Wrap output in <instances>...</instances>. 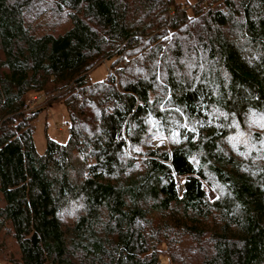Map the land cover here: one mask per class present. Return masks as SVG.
I'll return each mask as SVG.
<instances>
[{
    "label": "trees",
    "instance_id": "16d2710c",
    "mask_svg": "<svg viewBox=\"0 0 264 264\" xmlns=\"http://www.w3.org/2000/svg\"><path fill=\"white\" fill-rule=\"evenodd\" d=\"M195 6L179 14L176 0H0L6 264H264V0ZM54 16L68 27L39 32ZM125 55L130 67L89 80L98 62L112 68ZM29 92L64 107L85 167L56 194L45 168L61 167L62 148L45 136L36 152ZM159 105L197 121V133L143 147L145 119L172 130ZM250 117L260 131H249ZM241 128L254 147L247 156L226 145Z\"/></svg>",
    "mask_w": 264,
    "mask_h": 264
},
{
    "label": "rangeland",
    "instance_id": "374dc122",
    "mask_svg": "<svg viewBox=\"0 0 264 264\" xmlns=\"http://www.w3.org/2000/svg\"><path fill=\"white\" fill-rule=\"evenodd\" d=\"M196 1L198 0H176L177 7L180 8L178 13L180 14V12L183 9L185 13H188L189 8L196 7L195 6ZM35 13L36 12H34V14ZM38 25L40 26L39 32H43L44 30H47L46 26L50 28H54V32H62L68 27L67 21L61 16H54L52 18L49 17L41 18L38 22ZM130 60L131 57H127L125 55L122 57L121 62L116 63L112 68L110 66L109 61L102 60L98 62L94 66V68L89 72V80L91 82L100 81L105 78L106 74H108L110 70L112 72H115L117 70L126 68V66L130 67L129 64ZM27 99H28L27 102L29 103V106L27 108L28 111L29 110L36 111L37 114L35 120L32 122L34 127L33 143L36 152L40 155L43 153L45 146V136L53 141L58 142V145L62 148L63 157L62 159H59L61 167L59 168L51 165H46L45 168L46 169L45 173L48 179H50L53 182L52 192L53 194H56L59 182L62 178H65L67 182L71 185L77 184L81 180L85 167L83 165L81 158L77 156V154L74 153V151L72 150V144L67 141L66 113L64 107L59 103L49 104L46 101L47 98H45L41 94H35L33 92H29L27 94ZM158 112L163 114L164 112H166L165 115L168 116V119H170L168 122H170V125L172 124V130L163 129V126H161V124H159L157 121H154L153 119L150 120L145 119L146 121L144 123L147 124L146 125L147 128H149V131H151L152 133H150V137H146V142L144 143V145H142L143 147H148L150 149L163 147L164 149H168L170 146V142L171 144H174L176 141L179 142L180 139L178 136L179 131L182 132L184 131L183 133H185L186 131H190V132L193 131L194 133L196 129L199 128L197 121H194L192 119L191 121H187L185 115L182 114L181 112L180 113L177 112L175 115H173L172 114L173 111H170L169 108L165 105H159ZM176 119L177 120L179 119L181 123L175 124L177 122ZM247 121H248L247 125L251 128L249 131H252L254 129L256 130V128H261V125L258 123V121L254 120L252 117L248 118ZM256 131H260V130H256ZM239 133L240 135H235L233 136L232 139L229 138L227 140L226 145L230 149H234V146H236V144L241 145V149L245 150V153L243 155L247 156L248 152H250V150H252L254 147L248 145V141L245 138L246 133L242 128L239 131ZM195 140H198L197 135ZM258 144L260 150H264V141ZM240 160L244 162H249L246 161L247 160L246 157L240 156L239 161ZM205 176H208L207 173H205ZM177 182L179 183V179H177ZM215 185L218 186L217 184ZM178 188L180 190V186H178ZM222 193H224L223 189H222ZM208 194L210 197H213L211 191H208ZM65 198L62 201L64 202L63 205L65 204V200H66ZM4 240L6 246L1 247L0 250L4 251V255H6V253L7 254L13 253V247L11 246V242L9 241V239H7L6 237L4 238ZM0 264H6V263L0 259Z\"/></svg>",
    "mask_w": 264,
    "mask_h": 264
},
{
    "label": "built area",
    "instance_id": "2783aa9c",
    "mask_svg": "<svg viewBox=\"0 0 264 264\" xmlns=\"http://www.w3.org/2000/svg\"><path fill=\"white\" fill-rule=\"evenodd\" d=\"M110 72H111V70H110ZM110 72H109V73H110Z\"/></svg>",
    "mask_w": 264,
    "mask_h": 264
}]
</instances>
